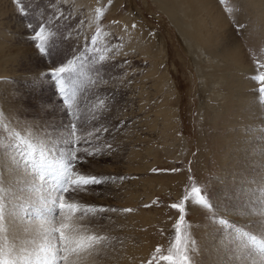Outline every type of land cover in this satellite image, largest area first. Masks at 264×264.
Wrapping results in <instances>:
<instances>
[{"label": "rangeland", "instance_id": "obj_1", "mask_svg": "<svg viewBox=\"0 0 264 264\" xmlns=\"http://www.w3.org/2000/svg\"><path fill=\"white\" fill-rule=\"evenodd\" d=\"M237 2L215 0L214 10L209 6L208 10L221 15L244 53L241 57L244 55L246 70L230 71L233 80L245 77L256 84L247 88V93L252 95L254 107L260 108L259 122L254 132L252 126L248 129L252 135L249 144L256 142L259 151L239 155L259 162L260 168L235 162L237 169L232 167L233 176L227 179L228 168L225 171L221 163L230 142L226 138L232 115L225 119L213 114L217 107L208 95L204 76L210 70L194 65L189 44L182 43L158 2L0 0V159L12 156L33 182L31 198L21 200L19 207L15 206L16 198L0 194V210L17 208L28 220L45 223L42 247L38 244L21 250L0 235V261L29 264L33 257L26 252L38 253L40 248L38 264L52 260L53 246L59 239V233L53 237L52 230L63 226L70 247L85 245L79 250V256L86 255L84 264H176L184 255L188 264H215L218 252L226 261L232 257L215 244L221 239H226L221 243L227 248L238 243L233 247L239 251L237 264L244 262L245 253L264 263V94L259 92L260 83L252 78L264 74V27L257 25L251 12L243 19L247 5L240 2L239 8ZM201 13L202 19H208ZM37 32L40 37L33 40ZM212 61L222 66L227 63L215 58ZM61 66L66 69L61 74L63 93L52 75ZM231 99L236 102V95ZM72 122L77 126L75 136L71 135ZM238 128L235 124L231 130L235 133ZM246 129L243 126V133ZM88 132L92 133L90 146L85 147L100 154L86 156L80 171L123 179L89 186L72 193L73 199L64 194L65 205L76 207L60 210L53 204L59 193L36 178L35 168L26 161L38 163L43 158L45 164L59 170L61 153L70 146L68 141ZM235 141L232 136V146ZM77 155H84L83 150ZM241 173L253 177L244 179L249 185V190H243L245 195L242 192L244 198L232 191L234 183L241 185L236 181ZM192 187L201 188L205 204L213 207L186 202L185 220L180 222L183 242L181 251L176 252L173 242L180 214L170 205L179 203L185 194L191 195ZM84 206L118 211L100 212L97 207ZM236 206L261 209L254 210L251 222L244 224L238 210L232 213L237 219L230 217L229 207ZM53 208L55 211H48ZM243 249L245 253H241ZM170 254L172 260L160 259ZM61 255H68L67 264L79 257Z\"/></svg>", "mask_w": 264, "mask_h": 264}, {"label": "bare ground", "instance_id": "obj_2", "mask_svg": "<svg viewBox=\"0 0 264 264\" xmlns=\"http://www.w3.org/2000/svg\"><path fill=\"white\" fill-rule=\"evenodd\" d=\"M152 1L159 3V6H160L159 8L162 9V11L168 16L169 21L174 25V28L175 27L177 28L179 35L182 38L181 39L182 43H184L185 46L187 43L189 44V54L191 52V58H192L194 65L196 67L200 66L202 68H204V67L209 68L210 72L205 71L206 73H204V76L207 77L206 79L208 82V87H207L208 95L213 98L214 103L216 105L215 107H217V110L213 111V114L223 116V118H225V119L228 118V115L230 117L232 115L233 119L230 118L231 122H230V124L228 123V125H227L229 130H228V137L226 138V140H228V142L229 141L231 142L232 136H235L236 137L235 146H232V143H230V142L228 144L225 142L227 146H225V148L224 147L223 148L225 149L224 151L226 153H224L225 155H223L224 157L222 158V163H221V165H223V168H225V171H226V168H228V170L225 172L227 179L230 178L231 176H233L231 169H232V167L236 166L235 162H237L238 165H240V166L243 164V162H245L244 164L248 163V164H246L248 167H249V165H251V166L253 165V166H255L256 169H258V167H259L258 163L259 162L248 161L247 158L245 159L247 154L251 153L250 152L251 150L256 151L258 149V147H257L258 144L256 142H254L253 144H249V141H250V138L252 135L249 134V133H251V129H248L250 126H252V128L256 127V125H258V122H259L258 110L260 108L254 107L252 102H250V100H252V95L247 93V91H249V90H247V88L250 89L251 86H256V84L254 85L253 81H250V80L247 81L246 79H244L245 78L244 76H243L244 78L240 77V79L235 82L233 80V77L231 76V73H229L230 71L232 72V70L237 71V72L240 70L241 71L246 70L245 69L246 65L244 66L242 64V62L244 61L242 57L244 55L241 57L242 52L239 51V49H238L240 44H238L239 41L236 38V36H234V34L231 32V30H229V28H227V26H226V24H225V22H224V20L220 14L215 13L212 15L211 12L208 10V6H209V9L211 11H212V9L214 10L215 7L213 6V4H214L215 0H152ZM236 1H238L237 3H238L239 8H241L240 2L244 3V5H247V6H245L246 9L244 11L246 13L242 12V13H244L242 15V18L246 17L247 12H251L252 14H254V16H253L254 20H257L256 21L257 25L262 24L264 27V0H236ZM201 12H204V15H206L207 16L206 18H208V19H206V20L202 19L201 18L202 17ZM243 19H245V18H243ZM223 29H226V32ZM157 47L160 49L159 45H157ZM191 50L196 52V53L192 52ZM159 51L162 52L163 50L161 49ZM242 54H244V53H242ZM214 58L215 59H221L223 61L227 60V63L224 66H222V64H214L212 61ZM219 67H221V68H219ZM202 68L200 69L201 72L203 70ZM214 85L220 87L225 92L228 91V93H224L222 90L217 89ZM257 86H258V84H257ZM257 90H258V87H257ZM257 90H255V91H257ZM232 94L236 95V102L231 99ZM253 96H257V94L254 93ZM254 99H255V97H254ZM257 99H258V97H257ZM258 100H256V101H258ZM235 118H237L236 121H235ZM225 123H227V122H225ZM235 124L237 126L239 125V128L236 131L237 133L233 132L235 130H231V128ZM243 126H245V128H247L245 130V133H243L244 132ZM248 130H250V131H248ZM254 130H255V128H253L252 132H254ZM257 140H258V138H257ZM254 144L256 147L254 146ZM249 148H251V149H249ZM258 151H259V149H258ZM260 151H261V149H260ZM227 152H229L228 155H227ZM243 152H245V154H244L245 157L244 156L240 157L239 154L243 153ZM235 154L237 155V158H233V155H235ZM230 155H232L231 156V163H230V159H229ZM251 156H252V154H251ZM220 158H221V156H219L217 159L219 160ZM14 162H15V160L12 156L10 158L6 155V156H2V158L0 159V172H1V175H0V180H1L0 190H1V192H0V194L5 195V197H9V198L11 197L13 199L16 198L18 201H17V204L15 206L19 207L20 203H22L21 200L27 201L29 198H31V193L33 190H31L30 188H31V186H33V185H31V183L33 184V182H30L31 178H28V176L26 174H23V171L21 170V168H19V166H16ZM234 169H237V168L234 167ZM251 170L252 169L250 168V171ZM234 171H236V170H234ZM241 175L242 176L240 177V180L235 179L236 181H240L239 183H241V185L238 186V182L234 183V186H232V188H233L232 191L233 192L235 191V193L238 192L237 193L238 197L241 198V196H242L244 198V196L242 195L243 190H245V191L249 190V185L247 184V182H245L244 179L245 178L246 179L253 178L257 175V173L256 172L253 173V177L250 174L248 175L246 173L245 174L241 173ZM233 178H235V177H233ZM149 184H152V183H149ZM232 184H233V182H232ZM27 187L29 188V190H27ZM262 190H264V189H262ZM243 194L245 195L244 192H243ZM248 198H250V196ZM32 200H33V198H32ZM235 201H237L239 203V198H235ZM241 202H243V201H241ZM237 204H235V205H237ZM229 208L231 209V213L229 212L230 217H232V219H234V218L237 219V217H234L232 213H235V211L238 210L239 214H240L239 217L243 218L244 224H245V222L247 223L250 220H252L251 215H252V213H254L253 212L254 210L261 209V208L254 207L250 210H245L244 207L242 209V207L238 208L237 206L236 207H229ZM5 211H4L3 218L0 219V222L2 223V227L0 228V235L3 237V239L8 238L10 240V242H9L10 244H13V246L14 245L18 246L19 248H21V250L23 248L26 249L28 247H30V249H31V246H33V245L36 246L38 244L40 245L39 247H42V244H40V243L43 242V240H44V238H43L44 237V225H45L44 222L39 221L38 219H35L38 221H34V220L31 221V219L28 220L27 218L22 216V212H20V209L18 210L17 208L15 211H9V210H7L6 212ZM224 211H225V209H224ZM257 218H258V216H257ZM255 220H256V218H255ZM261 220H263V219L261 218ZM263 221H261V222H263ZM258 227H259V222H258L257 228ZM218 238H220V237H218ZM224 240H226V239H221L219 241L220 244H218L219 242L218 243L215 242V244L219 245V247H221L222 249L225 248L226 249L225 253L226 254L231 253L232 257L229 261H226L222 257L221 253L218 252V253H216V259H215L214 263L215 264H237L236 262L238 260L237 256L239 254V251H235L236 249L233 247L235 245H237L238 243L233 242L232 245L231 244L229 245L232 247L227 248L228 246L226 247V244L224 246L221 243ZM214 241H216V240H214ZM45 245H43V248ZM133 248H135V246ZM38 250H43V249L40 248ZM38 250H37L38 253H35L36 251L34 253H31L34 250H32L31 252H26V250H25L26 255L28 257L29 256L33 257L32 262H30L29 264H38V261H37L38 254L39 255L42 254ZM127 250H131V249L129 248ZM129 253H130V251H129ZM241 253H245V250L243 249V251ZM43 256H45V255H43ZM85 256L86 255L74 258L75 260L74 261L71 260L72 262L70 264H84L87 261ZM243 257H245L246 259L243 258L242 260H244V262H241V263L239 262L240 264H262L260 258L253 257V255L251 257V256H248L247 253H245V255H243ZM20 258L21 257H19V259Z\"/></svg>", "mask_w": 264, "mask_h": 264}, {"label": "snow or ice", "instance_id": "obj_3", "mask_svg": "<svg viewBox=\"0 0 264 264\" xmlns=\"http://www.w3.org/2000/svg\"><path fill=\"white\" fill-rule=\"evenodd\" d=\"M133 27H135V25H133ZM39 37H40V33L37 32L36 36L33 37V40H38ZM37 47L38 49L43 51L42 45L38 44ZM65 71L66 69L63 66H61L55 68L52 73V75L57 77L58 82H60L61 84V87L59 89L61 93L64 92L61 74L64 73ZM252 78L260 83L261 86L259 88V92L261 94H264V74H259ZM70 127L72 130L71 135L75 136L77 129L75 122H72L70 124ZM96 131L99 132L100 129L97 128ZM105 131H107V129H105ZM91 135L92 133L88 132L86 134H82L78 140L68 141L70 146L65 148L61 153L63 160L59 164V170H57V168L53 167L51 164H45L43 158L38 163L35 162L34 160L26 161L27 163L32 164L33 167L35 168L36 178H38L40 181H43L51 185L53 187V190L59 193L57 198L53 200V204L54 205L58 204L60 210H63L65 207H69V208L76 207L75 205H65V203L63 202L64 194H69L68 199H73L72 193H78L81 190H87L89 186L101 185L109 180L114 181L116 179H123L122 177H105V176L84 174L80 171V167L86 162L85 160L86 156H95L100 154L98 151L97 152L88 151V148L85 147V145L90 146V141L88 140V137ZM77 144H79V148L77 147ZM107 147L111 148V145L109 144ZM81 149L83 150L84 155L78 156L77 153ZM172 171H176V169H173ZM189 200H192L197 205L205 204L201 188L192 187L191 195L185 194L179 203H172L170 205L172 209L177 210L178 213L180 214L179 221L176 225V239L173 242L176 252L181 251L179 245L183 242V239L180 230V222L185 220L186 202H188ZM84 207L85 208L97 207L100 212L118 211L117 209H107L104 206H84ZM205 207L212 208L213 206L211 204H205ZM48 211L53 212L55 211V209L54 208L48 209ZM123 211H131V209H124ZM0 218H3L2 210H0ZM225 223H227V221H225ZM62 227L53 228L52 230L53 237H55L56 233H59V239L58 242L53 246L55 248V251L52 253V257H53L52 260L46 259L44 261V264H59L57 257L59 258V260L65 261L67 264L68 255H61V253H68L78 256L80 254L79 250L85 248V245L83 243H79L76 247H70L69 244L71 242L64 235ZM156 251L159 252L160 248L157 247ZM169 251L171 253L172 249H170ZM160 259H163L165 261H170L173 259V256L171 254L166 256H161ZM0 264H6V262L0 261ZM149 264H152V262L149 261ZM176 264H188L187 256L186 255L181 256L180 259L176 262Z\"/></svg>", "mask_w": 264, "mask_h": 264}]
</instances>
